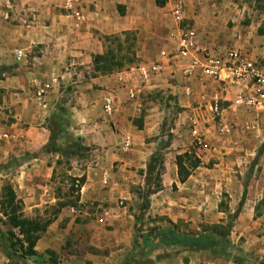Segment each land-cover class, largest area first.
<instances>
[{"label":"crops","instance_id":"1","mask_svg":"<svg viewBox=\"0 0 264 264\" xmlns=\"http://www.w3.org/2000/svg\"><path fill=\"white\" fill-rule=\"evenodd\" d=\"M51 1L25 0V25H19L23 38L21 44L25 45V96L14 89L19 81L18 75L5 77L0 84L8 94L0 102V109H5L9 113L6 115L5 111L0 110V131H5L8 136L3 141L2 150L0 149V161L11 170L12 190L16 197L21 198L23 210L51 204L56 200L46 182L51 175L53 163H48L42 153H39L49 136V130L44 124L48 110L63 108L62 117L66 121L65 128L69 134L79 137L85 146L94 143L105 144L107 149L102 148V152L111 154L112 158L121 159L125 158L114 147L120 136L121 138L128 136L131 140H135L146 133L148 127L145 125L149 124L148 120L150 123L155 121L149 118L151 115H148L143 118V127L130 129L131 125L128 123L130 108L119 99L123 87L120 90L113 85L110 76L95 71L92 67L93 56L101 54L105 47L104 37L119 32L134 31L136 39L140 37L137 54L143 60H148L145 63L141 62V65L159 61L165 68L166 76L173 69L172 64L168 66L165 63L166 59L161 57L158 48L162 46L160 50L165 52L172 49L174 27L172 28L168 11L175 0H78V9L81 13L79 22H75L68 12L60 7L59 1L55 0L53 5L50 4ZM181 4L184 13L183 26L195 29L201 39L204 36L218 47H224L229 43L239 47L245 46L250 56L256 55L264 59V39L258 40L260 44L248 42L243 31L237 30L238 18L244 8L242 0H181ZM9 31L13 30L10 27L0 26L1 33ZM175 75L178 77L177 74ZM199 80L201 79L196 76L186 80L191 87L188 95L183 94L178 80L176 83L180 85H176L175 89L171 88L170 93L175 97L173 98L180 106L187 109L186 112L181 113L182 116H177L176 124L183 123L189 126L188 120L193 119L196 125L199 124V120L203 123L206 119L202 115L206 113L207 108L216 116H220L222 111L226 112L229 108L234 109L231 105L233 91L227 85L211 80L213 92L210 95L200 94L205 89ZM160 81H163L161 86L168 84L164 80ZM32 84L45 86L46 91L41 98L35 96ZM68 85L69 92L66 91ZM169 86L172 84L169 83ZM146 87L154 86L150 82ZM105 94L116 96V102L113 101V112L109 116L101 111V99ZM63 95L65 97L61 99ZM60 99L63 103L56 106L57 102H61ZM215 102L217 107L213 112L212 105ZM236 109L243 110V113L250 110L249 113L255 117L264 116V106ZM221 127L228 128L223 122L219 123L216 131L220 134L228 133V131H220ZM204 131L208 132L207 129ZM206 133H201L202 150L209 147L207 143L209 137ZM148 148L150 150V147ZM152 153L151 150L148 151L149 156ZM125 160L121 164L123 168L127 165ZM83 173L84 175H80L84 177V181L79 187L78 203L102 207V213L95 219L96 224H91L92 229L77 231L75 238L81 242V245H75L70 249L66 245L65 238L68 230L58 228V223L65 215L74 212L70 209L69 212L61 209L34 242L32 249L37 255L23 258L25 262L38 264L33 258L48 260L49 255L56 252L58 256L55 264H111L115 258L113 256L120 255L130 248L131 227L123 224L124 229L120 231V227H123L117 220L118 213L115 215L111 213V211L123 210V207L121 209L116 207L113 194L121 190L127 180H119V177L111 179L107 189L101 190L97 182H92L90 171L85 170ZM164 175L161 174L163 187H165ZM170 176L173 181L177 179L175 171ZM180 184L183 185L184 182ZM246 186L245 198L232 226L233 230L239 229L240 233L248 232L254 227V223H249L250 221L263 217L259 214L254 215L253 210L261 203L260 191L256 192L255 189L264 188V167L258 178L252 179ZM237 188L242 189L241 180H237ZM237 193L241 195V190ZM238 200L239 197L230 203H237ZM162 213L168 212L163 210ZM94 225L98 229H95ZM105 225H110L112 229L103 228ZM83 238H86V241L79 240ZM247 247L261 258V255H264V238L255 237V242ZM159 249L173 253L159 261H150L148 264L208 262L209 254L206 251H190L178 247ZM0 264H14L3 255L1 249Z\"/></svg>","mask_w":264,"mask_h":264},{"label":"rangeland","instance_id":"2","mask_svg":"<svg viewBox=\"0 0 264 264\" xmlns=\"http://www.w3.org/2000/svg\"><path fill=\"white\" fill-rule=\"evenodd\" d=\"M56 1L60 2L62 8V1ZM242 3L244 8L238 18L237 30L241 29L243 31L248 42L253 41L255 44H260L258 40L264 39V0H242ZM50 4H55V0H52ZM168 12L170 13V11ZM170 19L173 28L174 23L171 15ZM23 24L25 25V0H0V26L10 27L13 30L8 33L4 32V34L0 32V84L5 77L9 78L13 74L18 75L19 81L14 89L25 96V45L21 44L23 38L22 33L19 31V25ZM135 33L134 31L119 32L104 37L103 44L105 47L101 53L104 58L96 63L92 62V67L96 66L98 68L95 71L101 72L103 70V74L110 76L113 85L120 90L123 87L119 99L123 100L130 108V115L128 116L130 129L143 127L145 116L151 115L149 118L155 120L154 123H150V120L147 121L149 124L145 125L148 128L144 135L135 140L130 138L131 143L126 150L121 149V136L115 142L114 147L119 150L126 160L112 158L109 153L105 154L101 150L102 148L107 149V145H98L97 143L86 146L87 150L78 158L60 157L58 164H55L57 159L55 154L44 151L46 150L45 144L39 152L47 159L48 163H53L51 175L46 182L50 187L51 194L56 198L55 202H57V199L60 202L73 200L77 195L79 199L80 188L78 193L71 189L68 177L84 175L85 170L91 172L92 182H97L101 190L107 189L111 179L119 177V180H127L121 190L113 194V202L116 207L120 209L123 207V210L111 211V213L112 215L118 213L117 220L119 225L121 224L120 226L123 227H120V231L124 229L123 224H128L131 227V246L120 255L113 256L115 258L111 264L117 262L118 264H135L137 261L147 262L148 264L150 261H159L173 253V251L165 252L159 249L164 248V246L142 248L139 245V234L150 232L153 228L173 227L178 232H197L201 230V225L204 224L225 223L228 219L227 212L232 214L237 205V203L230 202L237 200L240 197L237 191L242 190L237 188V180H241L242 187L243 184L249 185L252 179L258 178L264 167V116L255 117L249 113L250 110L243 113V110H237L236 108H229L226 112L222 111L220 116H216L207 108L206 113L202 115L206 121L202 123L199 120L198 126L196 125L200 135L206 133L204 130H208L206 134L209 137L207 141L209 147L202 150L203 148L197 146L190 135V127L183 123L176 124L177 116L180 117L181 113L186 112L187 109L180 106L170 91L172 87L175 89L176 85L180 84L181 89L186 86L190 90L191 87L186 80L182 81L176 75L174 77L165 75L160 79L167 82V85L161 86L160 84H163V81L156 79V81L151 82L154 87L150 88L146 87L149 84H142L137 97L134 100L127 99L125 85L123 86V84L117 82L114 77L115 74L121 72L127 78L128 84H138V81L134 79V69L141 65V62L148 61L143 60L137 54L140 37L138 36L136 39ZM202 38L204 41L209 42L204 36ZM225 47L238 48L247 57L255 59L261 67H264V59L256 55L250 56L245 46L239 47L229 43L220 48ZM16 49L21 50V55L18 57L13 54ZM160 49H162V46L158 48L159 53L162 51ZM129 78L133 79L130 81ZM177 80L180 81L178 82L180 84L176 83ZM169 83L172 86H169ZM199 83L205 89L200 94L210 95L213 92L210 79L199 80ZM174 84L175 86H173ZM39 85L42 86L43 84ZM39 85L32 84L34 92ZM28 88L30 89L31 86ZM66 88V91L69 92V85ZM7 95L5 89L0 87V102ZM64 97L65 95L61 99ZM113 100L116 102V96ZM59 103L62 104L63 101L57 102L55 105L58 106ZM0 110L9 115L7 110ZM59 110V108H55L46 112L47 117L44 124L47 129H51V115H59ZM201 110L203 111V107ZM223 122L227 124L229 129L226 134H220L216 131L219 123ZM112 131L116 132L115 130ZM3 143L0 142V149ZM58 147L60 148L59 145ZM148 147H150L151 152H158L162 158V169H160L158 178L153 174H146V164L149 160L148 151H150ZM184 151L194 154L199 158L200 163L190 171V178L188 175V180L186 181V178L182 185L177 179L173 181L170 174L176 172L174 156ZM124 160L127 165L123 168L121 164ZM2 162L0 161V198L1 189L5 184L8 183L12 187L10 183L11 170ZM162 173L165 174V187L161 186ZM103 175H106L107 183L102 182ZM157 185L158 189L148 194V191L155 190ZM255 191H260L259 196L262 199L261 203L255 206L253 213L254 215H263V217L258 218L256 221H250L249 223H254V227L249 229L248 232L245 231V233H240L239 229L233 230V227H231L228 236L233 246V252L244 258L247 264H258V261L261 260L253 254V251L248 249L247 245H252L255 242V237L262 236L264 238V188L261 190L256 188ZM17 198L20 199L22 204L21 198ZM55 202L30 210H23L22 204V215L24 217L50 216ZM219 202L222 204L220 208L218 206ZM224 208H226L224 213L219 211V209L224 210ZM61 209L67 212L70 209L71 212H74L65 215L58 223V228L68 230L65 236L66 245L71 249L75 245H81V242L75 238L76 232L87 228L92 229L93 225L91 224H96L95 219L97 215L102 213V207L88 203L79 204L77 201L74 206L66 205ZM163 210L168 213H162ZM120 213L121 215H119ZM233 225L234 220L232 221ZM94 227L98 229L96 225ZM103 228L112 229L110 225H105ZM11 229L0 214V235L6 237L5 232ZM12 231L17 233L15 229H12ZM85 239L79 240L86 241ZM16 250L18 249L16 248ZM57 256L58 253L55 252L49 255L48 260L33 258V261L38 264H55L57 263ZM216 259L209 254L206 264H235L231 260L218 258L216 261ZM11 262L14 264H29L15 256H13Z\"/></svg>","mask_w":264,"mask_h":264},{"label":"trees","instance_id":"3","mask_svg":"<svg viewBox=\"0 0 264 264\" xmlns=\"http://www.w3.org/2000/svg\"><path fill=\"white\" fill-rule=\"evenodd\" d=\"M103 54H96L93 56L92 62L103 59ZM95 70H98L94 66ZM103 72V70L101 71ZM59 115H51V129L49 136L45 143V152H50L57 155L55 164L60 162V157H80L87 150V147L81 143L77 136H72L66 130V121L62 117L64 113L63 108L59 107ZM62 112V113H61ZM60 146V148L58 147ZM200 163L199 158L194 154L184 151L174 156V164L176 167L177 181L182 183L190 174V171L196 168ZM157 167V168H156ZM162 169V158L158 152H153L149 156L146 164V174H153L158 178ZM70 180V188L78 193L79 187L84 181L83 176L68 177ZM155 190L148 191V194L155 192ZM76 193V194H77ZM246 193V185L243 184L241 195L237 202L234 212L231 214L227 212V221L225 223L204 224L201 225V230L197 232H178L173 227L153 228L150 232L139 234L140 244L142 248L146 247H178L183 250L192 251H206L214 258H222L231 260L235 264H247L244 258L238 256L233 252V246L229 241V233L232 227V221L236 218L240 207L243 203ZM78 201V195L73 200L57 202L52 206V214L47 217H24L22 215V204L18 199L10 184H5L1 189L0 198V214L4 217V222L17 233L11 230L5 232V236L0 235V249L3 255L10 261L13 256L16 258H25L36 256V252L32 249L34 242L43 232L46 227L55 219L59 210L66 206H74ZM219 208L222 206L221 202L218 204ZM220 210L221 212H225ZM17 246V247H16ZM16 248L18 250H16ZM20 250V252H19ZM258 264H264V256L260 258ZM135 264H147V262H135Z\"/></svg>","mask_w":264,"mask_h":264},{"label":"built area","instance_id":"4","mask_svg":"<svg viewBox=\"0 0 264 264\" xmlns=\"http://www.w3.org/2000/svg\"><path fill=\"white\" fill-rule=\"evenodd\" d=\"M62 8L65 9L75 22L81 20V13L78 9V0H61ZM170 15L174 23L173 46L168 52L162 50L160 55L165 58L167 65L173 67L168 72L169 77L178 75L179 79L188 80L191 77L210 79L212 81L222 82L233 91L231 105L234 108H254L255 106H264V67L253 58L247 57L238 48L225 47L220 48L212 43L206 42L198 36L195 29L184 27V13L181 0H175L170 8ZM15 57L21 55V50L16 49L13 52ZM170 62V64H169ZM166 65V66H167ZM165 68L161 62H151L147 65H139L134 69V79L138 84H128L127 78L121 72L117 73L118 83L125 85L126 97L134 100L142 87L156 79L165 76ZM133 79V78H132ZM132 79L129 78L131 81ZM161 80V79H160ZM45 86L36 87L35 94L39 99L45 94ZM188 87L183 88V94L188 95ZM113 97L105 94L101 99V111L109 116L114 109ZM216 102L212 105V111H216ZM189 121V133L195 140L197 146L203 143V137L200 135L196 123ZM220 131L227 132L228 128L221 127ZM6 132L0 131V142L7 138ZM130 138H122L121 149L126 150L130 145ZM102 182L106 183V175H103Z\"/></svg>","mask_w":264,"mask_h":264}]
</instances>
